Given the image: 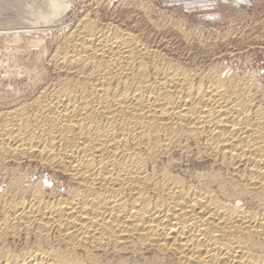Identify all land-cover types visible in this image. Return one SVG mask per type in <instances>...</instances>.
Here are the masks:
<instances>
[{
	"label": "bare ground",
	"instance_id": "obj_1",
	"mask_svg": "<svg viewBox=\"0 0 264 264\" xmlns=\"http://www.w3.org/2000/svg\"><path fill=\"white\" fill-rule=\"evenodd\" d=\"M123 22L85 14L0 108V264H264V91Z\"/></svg>",
	"mask_w": 264,
	"mask_h": 264
},
{
	"label": "rangeland",
	"instance_id": "obj_2",
	"mask_svg": "<svg viewBox=\"0 0 264 264\" xmlns=\"http://www.w3.org/2000/svg\"><path fill=\"white\" fill-rule=\"evenodd\" d=\"M72 2L74 4L64 18L63 24L34 26L32 22H35V13H38L39 9L46 12L52 4L45 0H0V108L34 96L39 89L57 78V73L49 62V56L59 45L64 33L72 30L78 20L87 13L92 15L105 13L121 23L125 19L123 23H130L131 27L139 22L144 26L142 30L148 29L145 32L146 37L153 39V42L151 39L149 42L161 46L169 57L174 59L177 57V60L184 63L188 61L191 65H198L201 62L209 66L213 63L218 64L227 71H237L241 76L257 80L259 89L264 91V0H254L248 11L232 13L216 21L189 12L184 6H165L156 0H72ZM146 25L149 27L146 28ZM18 33L22 35V39L12 38ZM34 41L38 45H35ZM164 45L169 47V50L165 49ZM35 165L34 163L32 170L35 169ZM38 173L52 176L49 170L41 169Z\"/></svg>",
	"mask_w": 264,
	"mask_h": 264
},
{
	"label": "crops",
	"instance_id": "obj_3",
	"mask_svg": "<svg viewBox=\"0 0 264 264\" xmlns=\"http://www.w3.org/2000/svg\"><path fill=\"white\" fill-rule=\"evenodd\" d=\"M165 6L181 5L189 12L212 21L249 10L254 0H156Z\"/></svg>",
	"mask_w": 264,
	"mask_h": 264
}]
</instances>
